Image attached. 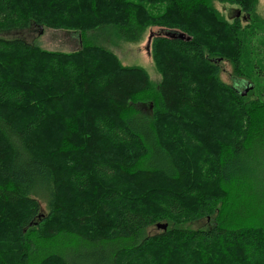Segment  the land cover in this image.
<instances>
[{
    "label": "trees",
    "instance_id": "16d2710c",
    "mask_svg": "<svg viewBox=\"0 0 264 264\" xmlns=\"http://www.w3.org/2000/svg\"><path fill=\"white\" fill-rule=\"evenodd\" d=\"M215 2L264 25L259 0H0V34L83 42L0 37V264H264V95L219 77L254 34ZM151 28L157 86L89 35Z\"/></svg>",
    "mask_w": 264,
    "mask_h": 264
},
{
    "label": "rangeland",
    "instance_id": "374dc122",
    "mask_svg": "<svg viewBox=\"0 0 264 264\" xmlns=\"http://www.w3.org/2000/svg\"><path fill=\"white\" fill-rule=\"evenodd\" d=\"M259 6L257 13L260 18L264 19V0H259ZM215 7L220 14L227 19L230 23L234 22L237 11L241 10L237 6L225 5L215 2ZM242 15V16H241ZM240 17H246V14L242 11ZM243 28L250 23L244 18L238 19ZM253 34H250L249 43L247 49L242 54L240 61H232L225 59L220 65V80L226 85H234L236 83L233 77H241L255 83L256 90L250 94V100H256L263 98L264 95V25L259 23L251 27ZM158 28L148 29L143 39L137 43H126L107 32H97L89 34L92 40L91 43L96 42L102 46L105 50L114 53L121 63L126 67H140L143 68L149 75L151 83L157 86L161 82V76L155 68L152 60L151 49V35L155 37L159 34ZM2 38H21L29 43H36L41 50L47 52L56 53H73L81 51L83 42L80 41V33L67 31V30H52L44 27H34L29 31L0 34ZM93 41V42H92ZM239 64V67L235 68V65ZM244 88V84H240ZM42 213L46 215V205L41 203ZM214 225L211 221H200L195 224L187 225L186 228L198 230L207 229ZM159 229H152L151 232H158Z\"/></svg>",
    "mask_w": 264,
    "mask_h": 264
},
{
    "label": "water",
    "instance_id": "95a60500",
    "mask_svg": "<svg viewBox=\"0 0 264 264\" xmlns=\"http://www.w3.org/2000/svg\"><path fill=\"white\" fill-rule=\"evenodd\" d=\"M240 12L238 13L237 17H239ZM170 35H172L173 37H178L182 40L187 39L190 40V38H186L185 34H179V33H171ZM153 35H151V39H152ZM250 88L247 87L243 93V95H247V93L249 92Z\"/></svg>",
    "mask_w": 264,
    "mask_h": 264
},
{
    "label": "flooded vegetation",
    "instance_id": "af4514ba",
    "mask_svg": "<svg viewBox=\"0 0 264 264\" xmlns=\"http://www.w3.org/2000/svg\"><path fill=\"white\" fill-rule=\"evenodd\" d=\"M238 13H239V12H238ZM238 13H234L233 15H236V16H237V15H238ZM238 18H242V17H240V14H239V17H238Z\"/></svg>",
    "mask_w": 264,
    "mask_h": 264
}]
</instances>
